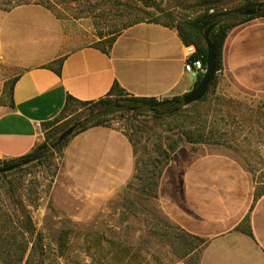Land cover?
Masks as SVG:
<instances>
[{"label":"crops","instance_id":"0c3cea01","mask_svg":"<svg viewBox=\"0 0 264 264\" xmlns=\"http://www.w3.org/2000/svg\"><path fill=\"white\" fill-rule=\"evenodd\" d=\"M185 45L174 27L152 21L127 27L110 43L75 45L42 5L0 8V161L32 152L68 99L94 102L111 96L114 85L156 99L189 92L196 78L184 72ZM217 75L214 93L259 109L264 123V17L227 31ZM65 153L71 168L100 182L104 196L135 172L130 140L109 126L77 133ZM171 178L164 210L203 240L198 264H264V186L250 170L228 153L189 152ZM246 216L251 235L238 229Z\"/></svg>","mask_w":264,"mask_h":264},{"label":"rangeland","instance_id":"374dc122","mask_svg":"<svg viewBox=\"0 0 264 264\" xmlns=\"http://www.w3.org/2000/svg\"><path fill=\"white\" fill-rule=\"evenodd\" d=\"M246 1L149 0L150 6L144 8L148 13L143 14L142 20L151 21L157 17L160 22H170L165 11H170L176 20L205 12L238 16L236 8ZM60 20L75 45L99 41L96 20L89 15L71 8L65 10ZM6 92L9 93L8 85ZM129 97L123 93L116 99L118 104H125ZM228 102L239 106L240 118L234 123L226 122L223 126L225 136L219 144L187 143L176 129H168L164 121L154 118L146 109L139 115L117 109L104 115L105 125L122 131L133 142L135 161L139 162L134 176L120 184L113 194L104 196L102 193L106 192L100 182L86 180L87 175L80 174L77 167L71 168L66 159L65 151L79 132L68 135L60 149L48 145L41 153L29 157H34L33 160L0 173V206L8 208L14 200L19 207H25L31 217L33 233L27 235L29 244L25 255L28 264H194L193 257L190 259L192 255L182 254L183 246L176 239L179 230L163 206L164 198L168 197L167 188H171V174L179 173L189 152L228 153L252 172L257 184L264 186V127L260 110L223 99L214 91L195 108L201 111L209 105V120H212L218 109L221 115L230 110ZM100 109L95 105L67 108L63 118L47 126L37 146L49 143L67 127L80 124ZM213 126L220 128L219 123ZM171 139L177 141L176 154L159 156L158 162H150L152 156H158L153 146L158 143L166 147ZM161 179L163 193L159 188ZM14 220L16 227L22 226L19 212ZM32 243H37L35 249ZM199 249L200 244L196 251Z\"/></svg>","mask_w":264,"mask_h":264},{"label":"trees","instance_id":"16d2710c","mask_svg":"<svg viewBox=\"0 0 264 264\" xmlns=\"http://www.w3.org/2000/svg\"><path fill=\"white\" fill-rule=\"evenodd\" d=\"M29 3L39 4L46 7L58 18L64 15L65 10L71 8H75L78 11L89 15L96 20V33L99 38V41L95 43L97 45L114 41L124 29L135 23L144 21L142 20L143 14L148 13L144 10V8L150 6L149 0H0V8L8 11L18 5ZM258 5L261 6V10L256 15H241V12L255 8ZM154 6L158 7L157 4H154ZM236 10L240 13L238 16L231 13L219 14L214 12H205L193 18L180 20H176L170 11H165L164 13L166 17L171 19L170 22H160L157 17L151 20L152 22H158L165 26L174 27L185 44L193 43L197 49L196 56L202 57L204 65L207 49L203 39V32L209 25H203L208 21L216 22L209 34L215 52V74L208 92L201 100L194 102L189 106H184L182 96L180 95L162 98L161 100H157L155 97L130 96L127 98V102L125 104H118L116 97L125 92L119 86L114 85L111 96L114 95L116 96L115 98L108 96L94 102H81L74 99H68L66 107L60 116L55 120L48 122L46 125L49 126L53 122L63 118L67 108L71 106L74 107L75 105H95L100 107L101 111L87 117L76 126L73 132H81L93 126H107L105 125V120L103 119L104 115L114 112L116 109L131 115H139L146 109V111L151 113L154 118L164 121L167 124L168 129H176L179 137L187 143L192 145L209 142H217L218 144L222 143L223 136H225L223 126L228 121L234 123L237 121V118H240L238 116L239 106L228 102L230 110H228L224 115H221L222 111L221 109H218V114H215L212 120H209V114L211 112L209 105H206V107L201 111L196 110L195 106L200 102H205L208 95L214 91V86L218 78L217 72L222 69V45L227 31L255 16L264 17V2L257 3L252 0H247L245 4L239 6ZM60 63L61 60L56 61L55 64L58 66L56 70H59ZM200 78L201 76L196 79L194 87L197 85ZM7 85L9 86L10 94L12 83L9 82L6 86ZM216 100L221 101V99L218 98H216ZM214 123H219L220 128H214ZM57 138L58 135L50 140L49 143L43 142L25 156L8 161H0V167L17 163L33 155L39 154L41 153V149L47 148L48 145H50L53 149L58 150L63 146L68 136L59 143H56ZM131 143L135 156L136 148L132 141ZM153 147L154 152L158 154V156H152L150 162L155 163L159 161V156L170 157L171 155H175L177 152V141L175 139H171L166 147H163L158 143H156ZM138 165L139 162L135 161V171L138 169ZM151 183L154 186L155 182L152 181ZM155 185L157 188L158 183L156 182ZM259 192L260 191H256V197ZM11 205H13V208ZM11 205L10 207L8 206V208L0 206V263L28 264L29 260L25 258V255L29 244L27 235L30 236L33 233L31 217L25 207H19L16 201L13 200ZM14 206L16 207L15 209ZM17 212L22 215V226L19 228L16 227L14 220ZM176 228L179 230V234L176 233V239L183 246L182 254L185 256L192 255L190 259L193 257L194 264H198L200 249L199 251L196 250L199 244L201 246L203 240L184 232L177 225ZM238 229L246 234H252L248 216H246L240 223ZM36 245L37 243H32V249H35Z\"/></svg>","mask_w":264,"mask_h":264},{"label":"water","instance_id":"95a60500","mask_svg":"<svg viewBox=\"0 0 264 264\" xmlns=\"http://www.w3.org/2000/svg\"><path fill=\"white\" fill-rule=\"evenodd\" d=\"M261 10V6L258 5L255 8L245 10L241 12V15H256ZM216 22H206L203 26L209 25L205 31L203 32V39L206 45L207 53L205 58V71L203 72L201 78L199 79L197 85L193 87L192 90L182 95V102L184 106H189L190 104L201 100L205 94L208 92L210 84L215 74V52L213 44L210 40V31L215 26ZM77 124H72L71 126L67 127L63 130L57 138L56 143L61 142L64 140L68 135H70L74 129L76 128ZM34 157L22 160L21 162L13 163L7 166L0 167V173L7 172L10 170L15 169L16 167L33 160Z\"/></svg>","mask_w":264,"mask_h":264},{"label":"built area","instance_id":"2783aa9c","mask_svg":"<svg viewBox=\"0 0 264 264\" xmlns=\"http://www.w3.org/2000/svg\"><path fill=\"white\" fill-rule=\"evenodd\" d=\"M184 48V72L197 79L198 77L202 76L203 72L205 71V65L203 64L202 57L196 56L197 49L193 43L186 44ZM160 99L161 98H158V100Z\"/></svg>","mask_w":264,"mask_h":264}]
</instances>
